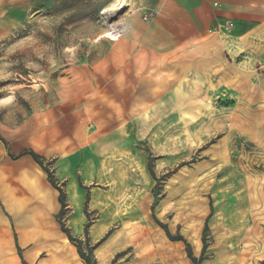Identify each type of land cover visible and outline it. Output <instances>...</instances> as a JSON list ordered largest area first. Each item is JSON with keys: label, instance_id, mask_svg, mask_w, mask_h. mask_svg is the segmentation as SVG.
I'll return each mask as SVG.
<instances>
[{"label": "rangeland", "instance_id": "obj_1", "mask_svg": "<svg viewBox=\"0 0 264 264\" xmlns=\"http://www.w3.org/2000/svg\"><path fill=\"white\" fill-rule=\"evenodd\" d=\"M111 1L0 0V99L11 97L0 101V127L27 130L22 145L38 151L50 169L60 155L80 156L74 187L60 182L68 191L62 219L94 264H192L185 241L198 264H264V122L246 121L250 110L242 102L225 92L195 102L186 97L158 111L177 121L161 119L158 131L147 122L148 133L142 122L129 123L117 154L100 145L116 113L124 122L145 111L85 98L115 42L102 36V11ZM129 1L128 10L136 9L131 16L156 12L157 0ZM109 92L107 85L101 95L107 104ZM30 120L38 135L30 136ZM55 136L60 142L52 143ZM57 148L63 153L52 154ZM95 148L102 152L101 170L93 167ZM159 222L184 240L170 239ZM150 257L160 259L142 261ZM31 264L85 262L64 235L36 250Z\"/></svg>", "mask_w": 264, "mask_h": 264}, {"label": "crops", "instance_id": "obj_2", "mask_svg": "<svg viewBox=\"0 0 264 264\" xmlns=\"http://www.w3.org/2000/svg\"><path fill=\"white\" fill-rule=\"evenodd\" d=\"M154 7L156 12L148 19L139 15L126 19L128 31L112 42L108 55L96 67L99 82L93 93H85L86 101L93 97L98 104L145 110L127 115L124 122L121 114L111 117L109 127H104L109 133L100 142L105 153L117 154L118 139L129 137L134 121L142 122L147 133V122L156 129L165 117L177 121L172 112L158 111L180 105L186 97L195 102L203 98L201 95L210 99L225 92L227 98L242 102L250 110L246 121L264 122V0H157ZM226 21L232 26L229 32ZM107 85L109 105L101 101ZM70 99V94L62 95L67 104ZM70 104L67 110L72 109L74 101ZM150 108L157 112H150ZM30 121V136L38 135L37 123ZM1 127L0 264H31L36 250L52 247L64 238L56 219L59 193L29 154L10 155L25 149L39 153L22 145L27 130L3 123ZM47 138L49 141L48 133ZM58 139L60 136H55L52 143L60 142ZM93 152V167L101 170L102 152L98 148ZM53 153L63 150L57 148ZM77 159L80 156L74 153L54 158L51 169L59 183L71 181L74 187L72 170ZM63 190L68 194L66 188Z\"/></svg>", "mask_w": 264, "mask_h": 264}, {"label": "trees", "instance_id": "obj_3", "mask_svg": "<svg viewBox=\"0 0 264 264\" xmlns=\"http://www.w3.org/2000/svg\"><path fill=\"white\" fill-rule=\"evenodd\" d=\"M22 154H29L33 160L41 167V169L46 173L47 175V179L49 181V183L58 190V201L60 203V209L58 211V213L56 214V219L57 222L60 225V229L65 233V235L67 236V238L72 241L73 243H75V245L77 246V251L79 253V256L83 259V261L85 262V264H94V262L91 260V258L83 251V249L81 248V240L74 238L68 227L65 226L62 216L66 210V199H65V192L61 186V184L58 182V180L55 178L52 169H50L48 163H45V159L43 156H41L40 154L36 153L35 151H33L32 149H25L22 152H20L17 155H13L10 154L12 157H18ZM151 163L149 162L148 167L149 169L151 168ZM159 224L161 225V227L165 230L167 236L172 239V240H184L183 236L181 234L178 235H173L169 229L167 228V226L165 224H162L159 222ZM87 228V226H86ZM207 229H208V225H207V221L204 223L203 226V236H202V252L205 251L206 247H207V242H206V233H207ZM87 231V230H86ZM85 231V232H86ZM185 245H186V254L187 257L191 260L192 264H198V261L200 260V258H197L193 255L191 247L189 245L188 242L185 241Z\"/></svg>", "mask_w": 264, "mask_h": 264}, {"label": "bare ground", "instance_id": "obj_4", "mask_svg": "<svg viewBox=\"0 0 264 264\" xmlns=\"http://www.w3.org/2000/svg\"><path fill=\"white\" fill-rule=\"evenodd\" d=\"M129 6H131L129 0H112L107 4L102 11L106 21V30L102 36H107L112 40H118L121 35L126 34L128 31L126 19L130 15L136 13L135 8H130V10H128ZM8 98L11 99V97H6L1 98L0 101H6Z\"/></svg>", "mask_w": 264, "mask_h": 264}, {"label": "built area", "instance_id": "obj_5", "mask_svg": "<svg viewBox=\"0 0 264 264\" xmlns=\"http://www.w3.org/2000/svg\"><path fill=\"white\" fill-rule=\"evenodd\" d=\"M226 26H225V29L229 32V31H231V29H232V26H231V24L230 23H228L227 21H226V24H225Z\"/></svg>", "mask_w": 264, "mask_h": 264}]
</instances>
